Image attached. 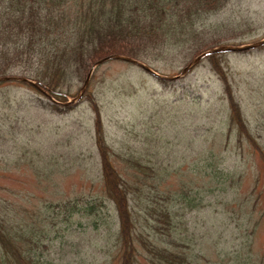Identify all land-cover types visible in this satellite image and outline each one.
I'll return each mask as SVG.
<instances>
[{
	"label": "trees",
	"instance_id": "16d2710c",
	"mask_svg": "<svg viewBox=\"0 0 264 264\" xmlns=\"http://www.w3.org/2000/svg\"><path fill=\"white\" fill-rule=\"evenodd\" d=\"M228 2L0 0V79L30 81L35 85L10 82L66 103L63 90L85 82L94 65L109 56L150 66L171 54L195 59L218 47V39L206 38L214 31L206 22ZM220 55L205 59L223 91L210 103L220 102L222 114H216L202 136L209 146L192 164L171 167L160 158L149 160L156 154H150L147 145L139 151H114L105 137L96 96H83L95 115L101 189L116 220V229L110 226L108 233L115 236L120 264H264V248H256L264 221L261 177L257 176L250 196H244L245 173L238 160V151L244 155L248 149L260 162L256 170L264 171V137L261 129L248 124ZM206 208L214 215L212 223L206 227L209 231L198 233L188 215ZM77 211L78 204L70 203L56 204L54 210L64 213L65 220ZM19 214L0 205V264H54L45 258V244L36 238L33 224Z\"/></svg>",
	"mask_w": 264,
	"mask_h": 264
},
{
	"label": "rangeland",
	"instance_id": "374dc122",
	"mask_svg": "<svg viewBox=\"0 0 264 264\" xmlns=\"http://www.w3.org/2000/svg\"><path fill=\"white\" fill-rule=\"evenodd\" d=\"M206 26L214 28L206 38L218 39V48L257 44L264 40V0H229L222 12L208 17ZM220 56L248 124L261 129L264 137V47ZM193 60L190 54H171L149 63L162 76L179 77L167 83L127 62L93 67L85 95L96 96L105 137L114 151H139L147 145L150 154H156L149 160L160 158L176 167L192 164L209 146L202 136L216 114H222L220 102L210 100H218L223 91L206 59L181 77ZM84 84L74 82L64 89L69 101L59 104L26 84H0V205L15 208L21 220L33 224L36 238L45 244L39 249L54 264H120L115 236L108 233L110 226L116 229V220L101 189L95 115L87 100L71 103ZM183 100L186 103L180 104ZM238 152L244 196H250L258 175L264 194V171L256 170L260 162L248 149L244 155ZM60 203L78 204L79 211L68 213L65 220L64 213L54 212ZM89 204L97 209H86ZM213 216L206 208L188 215V220L198 233H205ZM260 230L257 249L264 248V221Z\"/></svg>",
	"mask_w": 264,
	"mask_h": 264
},
{
	"label": "water",
	"instance_id": "95a60500",
	"mask_svg": "<svg viewBox=\"0 0 264 264\" xmlns=\"http://www.w3.org/2000/svg\"><path fill=\"white\" fill-rule=\"evenodd\" d=\"M261 46H264V40L261 41V42H259V43H257V44L249 45V46H243V47H227V46H223V47H219L217 49L211 50L209 52H206V53L202 54L201 56H199L198 58H196L194 61H192V63L187 68H185V70L183 71L182 76L188 74L189 71L194 66H196L197 64H199L208 55L217 54V53H233V52L240 53V52H246V51L254 50V49H256L258 47H261ZM109 61H123V62H127V63L134 64L136 66L141 67L142 69H144L149 74H151V75H153L156 78L161 79V80H174L175 79V78L162 77V76L158 75L157 73H155L154 71H152L149 67H147V66H145V65L137 62L136 60H133V59H130V58H127V57H123V56H109V57H107V58H105L103 60L98 61L94 65V68H97V67H99V66H101V65H103V64H105V63H107ZM92 74H93V71H91L90 74L88 75V78L85 81V84H84L81 92L77 96V98L73 99L71 103H73V102H79L82 99V97L84 96L85 92L88 89V86H89V83H90V79H91ZM13 80H17V81H21V82H26L28 84L33 85L32 82L27 81V80H23V79H10V78H6V79H0V82H7V81H13ZM49 98H51V97H49ZM57 104H59V103H57ZM67 104L69 105L70 102L67 103ZM67 104H65V105H67Z\"/></svg>",
	"mask_w": 264,
	"mask_h": 264
}]
</instances>
